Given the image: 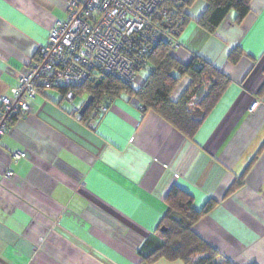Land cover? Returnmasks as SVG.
<instances>
[{
	"label": "crops",
	"instance_id": "0c3cea01",
	"mask_svg": "<svg viewBox=\"0 0 264 264\" xmlns=\"http://www.w3.org/2000/svg\"><path fill=\"white\" fill-rule=\"evenodd\" d=\"M67 1L0 0V108L67 19ZM205 10L204 0L188 8L173 54L231 83L192 138L125 95L84 121L87 104L55 89L11 123L0 139V264H144L139 249L174 186L198 211L215 205L194 225L198 237L231 264H264V0L241 24L231 12L214 34L197 24ZM16 153L26 157L15 162Z\"/></svg>",
	"mask_w": 264,
	"mask_h": 264
},
{
	"label": "trees",
	"instance_id": "16d2710c",
	"mask_svg": "<svg viewBox=\"0 0 264 264\" xmlns=\"http://www.w3.org/2000/svg\"><path fill=\"white\" fill-rule=\"evenodd\" d=\"M195 1L189 0L177 5L178 21L172 27H176L179 35L191 22L188 8ZM252 1L204 0L206 10L196 20L197 24L214 34L233 11L236 13V22L241 24L251 12ZM163 26L167 27L165 24ZM173 50V47L165 43L154 48L149 54L146 67L149 75L139 88L111 76H91L80 88L58 90L64 96L68 91H72L76 97L89 95L84 121L94 111H100L103 105L110 106L117 98L125 95L129 99H136L144 110L156 113L187 138H192L227 90L231 79L200 58H194L189 65H183L175 58ZM239 56V50H234L230 58L235 62ZM184 80L189 83L188 89L175 100L173 94ZM194 96L195 104L191 107L189 103ZM234 188L231 189L232 193ZM165 202L167 213L157 234L147 239L139 249L138 253L144 264H152L164 258L184 264H231L193 231L194 225L214 209V203L208 202L198 211L194 208L192 196L178 186L170 190Z\"/></svg>",
	"mask_w": 264,
	"mask_h": 264
},
{
	"label": "built area",
	"instance_id": "2783aa9c",
	"mask_svg": "<svg viewBox=\"0 0 264 264\" xmlns=\"http://www.w3.org/2000/svg\"><path fill=\"white\" fill-rule=\"evenodd\" d=\"M188 1L68 0L67 19L51 29L35 63L13 89L14 98L1 99L0 139L15 118L31 110L30 101L41 91L80 88L91 76H111L132 84L137 73L147 67L149 54L157 45L180 47V35L172 26L178 19L177 5ZM65 97L73 101L76 96L68 91ZM195 100L192 97L189 106L193 107ZM258 105L255 102L251 112ZM109 108L103 105L92 117L107 113ZM24 157L25 153L12 156L15 162Z\"/></svg>",
	"mask_w": 264,
	"mask_h": 264
},
{
	"label": "rangeland",
	"instance_id": "374dc122",
	"mask_svg": "<svg viewBox=\"0 0 264 264\" xmlns=\"http://www.w3.org/2000/svg\"><path fill=\"white\" fill-rule=\"evenodd\" d=\"M148 75H149V69L148 68L140 70L136 75V79L132 83V87L139 88ZM140 79H141V81H140ZM88 98H89L88 94H83L81 96H77L76 101H75L76 106L78 107V106H84L86 104L88 105V103H87ZM152 264H184V263L180 262V261L179 262L178 261L172 262V261H169V260L164 258V259H160L159 261L154 262Z\"/></svg>",
	"mask_w": 264,
	"mask_h": 264
},
{
	"label": "water",
	"instance_id": "95a60500",
	"mask_svg": "<svg viewBox=\"0 0 264 264\" xmlns=\"http://www.w3.org/2000/svg\"><path fill=\"white\" fill-rule=\"evenodd\" d=\"M162 230H164V229H162Z\"/></svg>",
	"mask_w": 264,
	"mask_h": 264
}]
</instances>
